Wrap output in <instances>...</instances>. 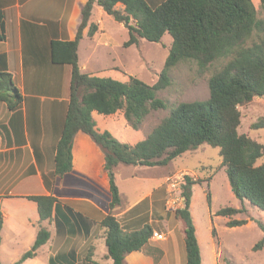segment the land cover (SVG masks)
Instances as JSON below:
<instances>
[{"label":"trees","instance_id":"16d2710c","mask_svg":"<svg viewBox=\"0 0 264 264\" xmlns=\"http://www.w3.org/2000/svg\"><path fill=\"white\" fill-rule=\"evenodd\" d=\"M260 2L264 9V0ZM119 4L124 8L119 9ZM95 5L129 30L126 48L138 45L141 39L160 43L165 35L172 37L169 55L156 84L148 85L132 75L120 80L81 72L78 48ZM82 16L74 41L52 44L53 63L69 64L73 70L70 105L50 177L54 180L72 170L73 142L78 133L90 136L103 150L104 171L112 200L110 213L101 221V226L105 229L108 257L113 264H125L126 256L141 251L153 236L151 226L125 232L113 215L122 203L115 180V169L120 164L165 167L185 153L208 144L220 149L222 166L234 196L241 203L249 202L264 211V164L257 165L264 156V145L240 133V107L256 98H264V19L259 16L253 0H165L156 7L150 6L147 0H88ZM97 30L98 26L92 24L89 36L93 37ZM4 40L5 14L0 7V42ZM183 62L194 64L202 74L215 69L209 78L207 100L173 106L149 136L134 145L120 142L109 131L96 129L94 112L107 118L123 116L127 125L137 131L153 111L168 109L167 103L157 94L171 85L172 69ZM0 102L6 103L11 111L19 110L23 102L7 71H0ZM251 128H264V119ZM198 183L201 182L185 177V207L176 212L186 227V264H202L190 211L192 188ZM47 186L52 189L53 182L47 180ZM208 198L210 200V194ZM28 199L37 203L41 222L50 221L60 203L53 196H30ZM241 212L243 209L226 207L216 215L231 218ZM3 221L0 211V244ZM257 223L264 232V223ZM246 224L248 220H230L227 226L234 228ZM213 233L216 236L215 230ZM50 237V232L41 228L33 247L16 264L33 259ZM263 248L264 238L253 250ZM56 263L57 258L49 261V264ZM225 264L234 263L226 258Z\"/></svg>","mask_w":264,"mask_h":264},{"label":"crops","instance_id":"0c3cea01","mask_svg":"<svg viewBox=\"0 0 264 264\" xmlns=\"http://www.w3.org/2000/svg\"><path fill=\"white\" fill-rule=\"evenodd\" d=\"M87 1L0 0L5 14L0 71L12 75L23 97L21 108L16 111L0 102V211L4 217L0 244L2 264L19 262L35 244L41 228L50 232L49 241L38 249L33 259L21 264H49L51 258H57L56 264H113L108 257L105 229L101 226V221L110 213L112 200L111 192L107 195L110 187L102 149L92 143L90 136L80 138L82 133H78L73 142L72 170L54 180L50 177L70 105L73 70L69 64L53 63L52 44L76 39ZM147 1L156 7L165 0ZM118 8L124 7L119 4ZM111 18L100 6H94L78 48L81 72L107 76V69L117 71L119 68L114 57L121 54V49L138 50L142 44L143 39L138 45L126 48L129 30ZM92 24H96L98 30L90 37ZM122 34L124 39L118 41L117 36ZM107 55L112 57L108 66L103 58ZM114 118L93 113L96 129L109 131L113 136L116 134L107 125ZM122 119L127 125L123 116ZM150 169L158 170V167ZM156 179L139 178L145 182ZM47 180L53 182L52 189L47 186ZM167 181L168 178L163 179L137 199L127 197L126 201L120 193L122 203L113 215L125 232L151 226L153 232L164 235L162 240L152 236L141 251L126 256L125 264L187 263L186 227L183 221L167 217L165 209ZM30 196H53L59 200L50 221H40L38 205L28 199ZM159 226L164 229L159 230ZM217 244L219 249L215 259L225 264L221 246L219 242Z\"/></svg>","mask_w":264,"mask_h":264},{"label":"rangeland","instance_id":"374dc122","mask_svg":"<svg viewBox=\"0 0 264 264\" xmlns=\"http://www.w3.org/2000/svg\"><path fill=\"white\" fill-rule=\"evenodd\" d=\"M253 2L259 16L264 19V9L261 7L260 0H253ZM105 24L109 26L107 22ZM116 39L118 41L124 39V35H118ZM171 43L172 37L167 34L160 43L143 40L138 50L121 49V54L114 57L119 68L117 71L107 69L105 75L120 80H125L132 75L153 86L159 80L164 69ZM103 58L107 60V66L111 64L112 57L107 55ZM214 70L212 68L202 74L194 64L180 63L171 71V85L157 94L167 103L168 109L153 111L137 131L127 126L122 116L110 119L107 128L112 129L120 137L114 135L116 139L131 145L146 139L161 120L168 116L173 106L181 102L204 101L209 98L208 82ZM240 110L242 112L240 133L249 134L250 137L264 145V128H251L254 123L264 119V98H256L249 105L240 107ZM101 126L104 127L105 124L101 123ZM81 137L88 139L89 136L82 133ZM89 139L95 143L91 137ZM95 145L97 144L95 143ZM262 164H264V156L257 162V165ZM118 167L115 169V180L126 201L127 197L137 199L145 195L163 179L168 178L165 184L167 187L165 209L167 217L173 221H182L176 216V212L185 207L183 196L185 177L189 176L194 181L201 182L192 188L190 211L196 228L203 264H222V261L217 262L215 259L219 249L217 242L221 246L223 259L227 258L234 264H264V248L260 251L253 250L254 246L264 238V232L257 223L258 221L264 223V211L249 202L243 204L234 196L225 167L222 166L219 148L204 144L196 150L185 153L168 166L158 167V170L124 164H120ZM140 170L143 172L139 173ZM133 175H138V177L134 178ZM142 177L157 179L145 182L139 180ZM107 195H110L109 188H107ZM171 198L175 202L170 208L166 203ZM226 207L243 209V212L231 218L216 215L219 210ZM230 220H248V224L231 228L227 226ZM163 229L159 226V230ZM214 230L216 236L213 233Z\"/></svg>","mask_w":264,"mask_h":264},{"label":"built area","instance_id":"2783aa9c","mask_svg":"<svg viewBox=\"0 0 264 264\" xmlns=\"http://www.w3.org/2000/svg\"><path fill=\"white\" fill-rule=\"evenodd\" d=\"M175 200L173 198H171L170 200L167 201V206H169L170 208L174 205ZM153 237L158 239V240H162L164 239V235L162 233H156L153 232Z\"/></svg>","mask_w":264,"mask_h":264}]
</instances>
